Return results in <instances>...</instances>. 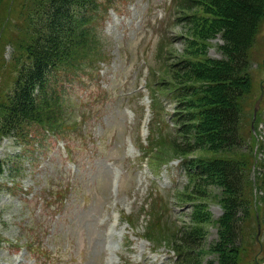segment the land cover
Listing matches in <instances>:
<instances>
[{
	"label": "rangeland",
	"instance_id": "rangeland-1",
	"mask_svg": "<svg viewBox=\"0 0 264 264\" xmlns=\"http://www.w3.org/2000/svg\"><path fill=\"white\" fill-rule=\"evenodd\" d=\"M115 2L119 10L99 13L98 45L86 55L97 60V70L65 78L59 106L64 116L53 125L57 132L65 130L63 136L32 126L33 136L26 143L10 137L0 141V264H181L172 238L178 228L180 236L191 224L204 231L193 252L199 264L215 260L224 213L216 198L221 190L208 188L206 198L190 194L191 180L179 158H169L176 140L167 114L173 103L164 100L157 82L172 80V62L200 58L192 54L200 47L222 58L223 40L218 33L205 38L202 46L185 40L187 24H178L183 10L175 0H112L108 6ZM14 20L11 16L6 25L10 31L16 29ZM9 52V45L0 40V55L8 59ZM247 72L252 89L241 97L242 131L253 146V135L260 139L264 134V16ZM0 86L6 87L2 75ZM149 91L159 94L158 117L153 106L148 110ZM142 104L147 114L140 129ZM253 121L256 126L248 135L245 126ZM72 122L76 129L68 133L66 126ZM134 142L147 150L150 168ZM255 149V160L260 161L264 151L257 145ZM211 153L195 151L193 156ZM256 175L254 165L246 185L253 205L248 218L241 220L239 264H264ZM181 193L189 194L187 199ZM200 213H206L203 221L197 218Z\"/></svg>",
	"mask_w": 264,
	"mask_h": 264
},
{
	"label": "trees",
	"instance_id": "trees-1",
	"mask_svg": "<svg viewBox=\"0 0 264 264\" xmlns=\"http://www.w3.org/2000/svg\"><path fill=\"white\" fill-rule=\"evenodd\" d=\"M111 1L0 0V40L9 45L12 55L8 59L0 55V75L6 81V87L0 86V141L10 137L26 143L33 136L32 126L63 136L65 130L57 132L53 125L63 115L59 106L64 102L65 78L97 70V60L86 55L98 45L95 22ZM175 1L183 10L178 24H187L185 40L202 42V46L205 38L218 33L223 40V57L213 58L200 47L192 53L200 58L172 62V80L157 82L158 89L174 104L170 118L176 140L169 158H181L185 175L191 180L190 194L206 198L210 196L208 188L221 190L216 195L224 207L219 219L218 248L215 260L206 264H239L241 220L248 218L253 205L246 185L254 165V186L261 203L258 220L264 225V157L256 161L254 155L256 145L264 151V134L260 139L253 135L256 144L249 145V136L242 131L241 107V97L252 89L247 68L264 16V0ZM11 16L15 18L13 31L6 28ZM153 93L154 116H158L159 94ZM75 124L67 125L66 131L75 130ZM252 125L256 126V122L245 126L248 135ZM195 151H212V155L193 156ZM2 162L0 159V173ZM181 194L185 199L189 195ZM205 215L200 213L197 218L203 221ZM177 231L172 242L181 264H199L193 252L199 246L196 241L203 238V228L191 224L180 236Z\"/></svg>",
	"mask_w": 264,
	"mask_h": 264
},
{
	"label": "water",
	"instance_id": "water-1",
	"mask_svg": "<svg viewBox=\"0 0 264 264\" xmlns=\"http://www.w3.org/2000/svg\"><path fill=\"white\" fill-rule=\"evenodd\" d=\"M260 97H261V95H260ZM258 101H259V99L255 103V110L254 111H256V108H257V105H258Z\"/></svg>",
	"mask_w": 264,
	"mask_h": 264
}]
</instances>
